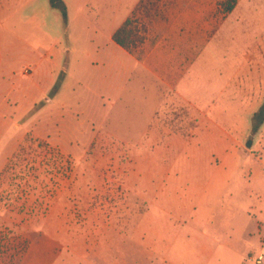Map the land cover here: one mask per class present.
<instances>
[{
	"label": "rangeland",
	"instance_id": "1",
	"mask_svg": "<svg viewBox=\"0 0 264 264\" xmlns=\"http://www.w3.org/2000/svg\"><path fill=\"white\" fill-rule=\"evenodd\" d=\"M263 105L264 0H0V264L264 254Z\"/></svg>",
	"mask_w": 264,
	"mask_h": 264
},
{
	"label": "trees",
	"instance_id": "2",
	"mask_svg": "<svg viewBox=\"0 0 264 264\" xmlns=\"http://www.w3.org/2000/svg\"><path fill=\"white\" fill-rule=\"evenodd\" d=\"M228 9H230V7ZM145 30V26L140 25L137 21L129 18L126 19L113 33L112 40L119 47L127 51H131L144 42ZM262 114L264 116V105L257 115L260 116ZM248 145L250 146V143H248ZM22 151H25V149H23Z\"/></svg>",
	"mask_w": 264,
	"mask_h": 264
},
{
	"label": "crops",
	"instance_id": "3",
	"mask_svg": "<svg viewBox=\"0 0 264 264\" xmlns=\"http://www.w3.org/2000/svg\"><path fill=\"white\" fill-rule=\"evenodd\" d=\"M113 41V40H112ZM145 42H146V39L144 40V42L140 45V46H142V45H144L145 44ZM140 46H138L137 48H135V49H138ZM158 50H161V49H154L153 50V52L154 51H158ZM154 53H156V54H158V55H163V54H159L158 52H154ZM165 53V52H164ZM200 56H202L201 54L200 55H198V56H195V58H197L198 60L200 59L199 57ZM161 61V59H158V62H160ZM40 62V61H39ZM37 63V65L38 64H40V63ZM155 63V62H154ZM149 69L153 72V73H155L156 75H158L161 79H163L168 85H170V84H172V83H174V84H176L177 82H178V87H179V89H181V92L183 93V95L184 96H190V97H192L193 95H192V93H189L191 90L190 89H192V92L194 93V89L193 88H191L190 86H192V84L191 85H184L185 83H187V81L189 80L190 81V78H188L190 75H188L187 77H186V79H184L183 80V78H181V76L179 75V74H177V72L176 71H174L172 68H169V67H166V66H164V62H162V63H160V64H156V65H154V66H149ZM196 68H194V70H195ZM193 70V71H194ZM192 71V72H193ZM171 81H173V82H171ZM177 81V82H176ZM188 87H190V88H188ZM221 89H223V87L221 88ZM189 93V94H188ZM219 94V93H218ZM200 97V96H199ZM200 99V101H201V98H199ZM201 104H202V102H201ZM204 106V105H203ZM263 239V240H262ZM260 241L264 244V238H262V236L260 237ZM247 256V255H246ZM245 256V257H246ZM245 257H243V264H244V258ZM263 264H264V262H263Z\"/></svg>",
	"mask_w": 264,
	"mask_h": 264
},
{
	"label": "built area",
	"instance_id": "4",
	"mask_svg": "<svg viewBox=\"0 0 264 264\" xmlns=\"http://www.w3.org/2000/svg\"><path fill=\"white\" fill-rule=\"evenodd\" d=\"M28 70H26L27 72ZM264 262V254L262 252L255 253L250 252L244 258V264H263Z\"/></svg>",
	"mask_w": 264,
	"mask_h": 264
}]
</instances>
